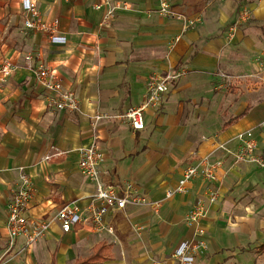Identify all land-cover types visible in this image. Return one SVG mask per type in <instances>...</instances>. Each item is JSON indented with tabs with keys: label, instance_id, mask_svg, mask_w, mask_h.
Segmentation results:
<instances>
[{
	"label": "crops",
	"instance_id": "1",
	"mask_svg": "<svg viewBox=\"0 0 264 264\" xmlns=\"http://www.w3.org/2000/svg\"><path fill=\"white\" fill-rule=\"evenodd\" d=\"M45 21L59 19V33L24 27L22 0H0V61L15 72L0 89V257L2 264H75L103 246L94 264H175L183 241L197 239L186 216L206 183L197 179L187 195L166 199L185 169L233 139L253 130L264 157V0H170L182 22L160 16V0H124L134 11L120 12L102 25L99 0H36ZM250 19L229 37L242 8ZM38 55L35 63L28 54ZM58 69L75 92L79 110H55L36 80V64ZM185 69L158 108L145 111L146 127L135 130L118 117L93 128L96 113L112 116L139 106L153 73ZM98 142L104 157L99 171L105 185L123 189L135 183L153 206L128 205L106 216L108 230L77 225L64 232L56 215L64 204L84 214L95 203L96 185L82 174L81 149ZM214 182L219 194L200 228L208 249L197 264H264V168L236 162L224 151ZM21 168L32 177L34 197L26 211L34 222L51 221L47 235L14 244L7 225L8 203L21 182Z\"/></svg>",
	"mask_w": 264,
	"mask_h": 264
},
{
	"label": "built area",
	"instance_id": "2",
	"mask_svg": "<svg viewBox=\"0 0 264 264\" xmlns=\"http://www.w3.org/2000/svg\"><path fill=\"white\" fill-rule=\"evenodd\" d=\"M24 27L27 30L45 32L49 34L52 42L60 39L65 42V37L58 35L59 19L45 21L36 0H22ZM97 10L104 12L102 25H108L120 12L134 11L132 3L124 0H99L95 5ZM157 12L167 19H175L182 22L184 30H188L195 25V20L187 15L178 12L170 0H160ZM251 17L248 8L244 7L238 13L234 23L230 27L229 37L233 39L237 29L247 22ZM26 60L35 63L38 55L28 54ZM16 67L8 60L0 61V89L6 84L9 77L15 72ZM185 69L168 71L167 73H153L149 76L148 94L139 106H131L124 113L112 116L106 113H96L93 118V128L97 129L103 120L118 117L125 119L133 129L143 130L146 127L145 111L150 108H158L162 105L165 96L170 92L174 82L185 76ZM36 80L45 92L47 105L55 110H79V100L75 92L64 85L57 68L49 66L44 62L36 64ZM260 129L264 132V120L260 122ZM235 139L238 141L237 150L228 146L230 141L219 143L216 149L198 159L196 163L188 166L177 185L172 189H167L166 199H171L175 195H187L195 180L201 179L206 183L204 193L198 197L196 203L189 210L186 222L189 226L198 227L196 229L197 239L183 241L173 253L175 264H197L200 255L208 249L205 232L200 225L208 218L210 207L217 201L219 191L214 182L217 179V171L223 165L224 160L217 157L218 151H224L231 155L237 162L257 163L264 168V157L258 153V142L253 130L239 132ZM80 170L83 175L93 181L96 185L95 203L89 208V213L84 214L79 207L74 204H64L57 212L56 218L60 222L64 232H71L77 225L88 224L94 231L108 230L112 232V227L106 224V216L110 211L125 209L128 205L153 206L158 212L162 201H151L145 195L139 193L135 183L127 182L123 189L105 185L99 164L102 162L104 154L98 142L81 149ZM21 182L17 189L13 191L11 200L8 203V229L11 244L24 235L29 244L36 243L44 238L50 230L51 221L34 222L29 219L26 211L34 197V186L30 173L21 168ZM3 257H0V264ZM154 264H165L155 261Z\"/></svg>",
	"mask_w": 264,
	"mask_h": 264
},
{
	"label": "trees",
	"instance_id": "3",
	"mask_svg": "<svg viewBox=\"0 0 264 264\" xmlns=\"http://www.w3.org/2000/svg\"><path fill=\"white\" fill-rule=\"evenodd\" d=\"M102 249H103V246L98 247L92 256H90L86 259H83V260H79L75 264H94V263H97L98 261H100L104 258V256L101 254ZM258 250L260 252H263L264 251V244L260 245L258 247Z\"/></svg>",
	"mask_w": 264,
	"mask_h": 264
},
{
	"label": "rangeland",
	"instance_id": "4",
	"mask_svg": "<svg viewBox=\"0 0 264 264\" xmlns=\"http://www.w3.org/2000/svg\"><path fill=\"white\" fill-rule=\"evenodd\" d=\"M229 141H233V139H231V140H229ZM231 143V142H230ZM230 146V145H229ZM232 157V156H231ZM233 158V157H232ZM234 159V158H233ZM234 161H235V159H234ZM237 162V161H236ZM187 217V216H186Z\"/></svg>",
	"mask_w": 264,
	"mask_h": 264
}]
</instances>
